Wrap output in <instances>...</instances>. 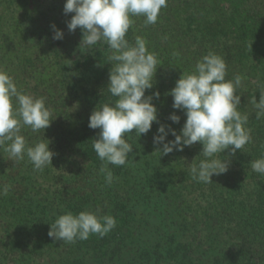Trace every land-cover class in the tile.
Listing matches in <instances>:
<instances>
[{"label": "trees", "instance_id": "obj_1", "mask_svg": "<svg viewBox=\"0 0 264 264\" xmlns=\"http://www.w3.org/2000/svg\"><path fill=\"white\" fill-rule=\"evenodd\" d=\"M64 4L0 0V71L18 90L43 98L53 119L45 130L23 126L20 134L29 146L49 141L55 153L52 165L36 171L26 155L17 161L0 146V187L9 186L0 195V264H264V175L250 163L264 157V117L256 118L251 103L264 86V0H167L153 25L132 17L126 39L142 37L159 61L145 92L160 93L152 101L159 122L140 137L133 130L132 163L110 166L111 184L92 147L100 130L88 127L94 109L116 99L105 90L110 50L98 44L81 52V29L69 32L74 13L65 14ZM52 25L62 40L53 39ZM209 51L225 59L226 79L243 78L238 110L252 139L235 154L222 152L228 171L205 184L189 172L203 158L199 142L161 155L153 137L161 124L179 134L186 116L168 93ZM173 113L179 123L169 119ZM68 211L111 215L116 227L75 243L49 237L55 217Z\"/></svg>", "mask_w": 264, "mask_h": 264}, {"label": "clouds", "instance_id": "obj_2", "mask_svg": "<svg viewBox=\"0 0 264 264\" xmlns=\"http://www.w3.org/2000/svg\"><path fill=\"white\" fill-rule=\"evenodd\" d=\"M166 7L167 0H65L64 13H74L67 22L69 32H75L78 27L82 32L80 51L93 49L98 44H106L110 50L108 60L112 64L105 90L116 99L96 107L88 124L89 128L100 130L92 147L102 162L100 171L107 184L114 178L110 166L132 163L129 153L133 146L129 139L133 130L134 136L140 137L151 130L153 122H159L157 107L152 101L153 97L159 99L160 93L145 95L155 83L157 55L148 51L142 37L137 36L135 42L130 43L126 35L134 23L132 17H143L145 26L153 25L161 9ZM52 28L53 39L62 40L63 31L55 25ZM226 76L227 64L222 56L209 51L197 60L194 70L182 73L168 93L173 98V109L182 110L186 116L182 129L177 134L175 129L168 127L166 130L161 124L153 137L154 144L162 145L156 150L161 155L183 151L184 147L199 142L203 146L199 156L203 158L198 163L192 162L189 172L193 180L205 184L213 183V175L228 171L229 161L219 158L222 152L230 149L235 154L252 139L250 130L245 128L248 116L238 110L241 96L237 95V89L242 86L243 78L236 75L226 79ZM260 93L259 102L255 97L251 100L257 110V119L264 117V86ZM51 115L43 98H34L18 90L13 78L0 71V146L7 144L4 150L10 158L19 161L26 155L36 171L52 165L55 153L47 139L44 138L47 143L40 141L29 146L20 134L23 126L30 127L33 132L45 130L53 120ZM169 119L180 122V116L175 113ZM169 133L174 140H166ZM250 163L252 171L264 175V157ZM8 191L9 186L0 187V195H7ZM115 227L116 219L111 215L68 211L55 217L48 235L75 243L87 240L90 235L103 238Z\"/></svg>", "mask_w": 264, "mask_h": 264}]
</instances>
